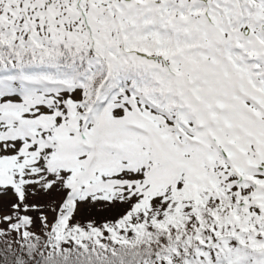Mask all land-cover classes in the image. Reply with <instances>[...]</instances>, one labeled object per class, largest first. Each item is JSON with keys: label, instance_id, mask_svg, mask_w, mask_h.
Here are the masks:
<instances>
[{"label": "snow or ice", "instance_id": "obj_1", "mask_svg": "<svg viewBox=\"0 0 264 264\" xmlns=\"http://www.w3.org/2000/svg\"><path fill=\"white\" fill-rule=\"evenodd\" d=\"M0 264H264V0H0Z\"/></svg>", "mask_w": 264, "mask_h": 264}, {"label": "trees", "instance_id": "obj_2", "mask_svg": "<svg viewBox=\"0 0 264 264\" xmlns=\"http://www.w3.org/2000/svg\"><path fill=\"white\" fill-rule=\"evenodd\" d=\"M37 223H38V221H37Z\"/></svg>", "mask_w": 264, "mask_h": 264}]
</instances>
